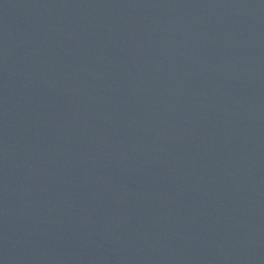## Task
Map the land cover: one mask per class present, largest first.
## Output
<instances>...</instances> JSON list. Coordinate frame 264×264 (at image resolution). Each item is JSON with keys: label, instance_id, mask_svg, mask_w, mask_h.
<instances>
[{"label": "water", "instance_id": "1", "mask_svg": "<svg viewBox=\"0 0 264 264\" xmlns=\"http://www.w3.org/2000/svg\"><path fill=\"white\" fill-rule=\"evenodd\" d=\"M0 264H264V0H0Z\"/></svg>", "mask_w": 264, "mask_h": 264}]
</instances>
